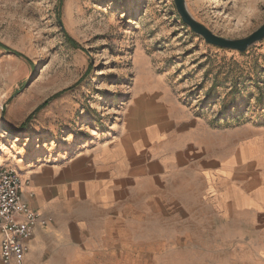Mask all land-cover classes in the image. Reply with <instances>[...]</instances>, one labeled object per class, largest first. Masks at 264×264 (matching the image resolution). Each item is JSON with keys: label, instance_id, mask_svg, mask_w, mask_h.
Listing matches in <instances>:
<instances>
[{"label": "rangeland", "instance_id": "374dc122", "mask_svg": "<svg viewBox=\"0 0 264 264\" xmlns=\"http://www.w3.org/2000/svg\"><path fill=\"white\" fill-rule=\"evenodd\" d=\"M183 3L225 41L264 26V0ZM158 90L213 127L264 123V38L243 53L209 45L174 0H0L2 166L117 135L132 99ZM171 184L165 203L127 215L138 223L131 238L123 232L122 264H229L228 251L179 252L191 239L178 230L195 189L189 177Z\"/></svg>", "mask_w": 264, "mask_h": 264}, {"label": "crops", "instance_id": "0c3cea01", "mask_svg": "<svg viewBox=\"0 0 264 264\" xmlns=\"http://www.w3.org/2000/svg\"><path fill=\"white\" fill-rule=\"evenodd\" d=\"M124 117L122 132L67 157L0 163L19 175L25 204L52 219L34 230L21 264H122L123 232L131 238L138 223L127 215L165 203L187 177L195 190L190 208L180 203L190 210L178 231L191 239L179 252L264 264V123L213 127L166 90L137 94Z\"/></svg>", "mask_w": 264, "mask_h": 264}, {"label": "built area", "instance_id": "2783aa9c", "mask_svg": "<svg viewBox=\"0 0 264 264\" xmlns=\"http://www.w3.org/2000/svg\"><path fill=\"white\" fill-rule=\"evenodd\" d=\"M22 187L14 170L0 168V264H21L34 230L52 222L25 204Z\"/></svg>", "mask_w": 264, "mask_h": 264}, {"label": "water", "instance_id": "95a60500", "mask_svg": "<svg viewBox=\"0 0 264 264\" xmlns=\"http://www.w3.org/2000/svg\"><path fill=\"white\" fill-rule=\"evenodd\" d=\"M174 5L176 11L180 15L182 23L188 26L192 33L199 35L204 42L209 45L216 46L220 49H229L243 53V51H245L249 46L258 43V41H261L264 38V26H262L258 29V31L243 39V41L222 40L210 33L204 27L200 26L198 23L194 22L185 10L183 0H174Z\"/></svg>", "mask_w": 264, "mask_h": 264}, {"label": "bare ground", "instance_id": "6f19581e", "mask_svg": "<svg viewBox=\"0 0 264 264\" xmlns=\"http://www.w3.org/2000/svg\"><path fill=\"white\" fill-rule=\"evenodd\" d=\"M0 134L1 135H4L5 134L2 129H0Z\"/></svg>", "mask_w": 264, "mask_h": 264}]
</instances>
